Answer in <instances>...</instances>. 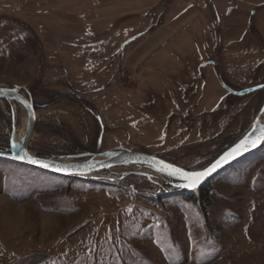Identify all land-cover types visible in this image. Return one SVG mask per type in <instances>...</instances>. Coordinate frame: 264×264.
Instances as JSON below:
<instances>
[{
  "label": "rangeland",
  "instance_id": "374dc122",
  "mask_svg": "<svg viewBox=\"0 0 264 264\" xmlns=\"http://www.w3.org/2000/svg\"><path fill=\"white\" fill-rule=\"evenodd\" d=\"M109 1L0 0V85L34 99L31 153L131 149L205 167L264 103V87L224 85L264 84V0H163L153 15H110ZM158 21L173 35L148 57ZM25 119L0 99V150ZM134 169L67 177L0 157V264H264V145L201 194L123 176Z\"/></svg>",
  "mask_w": 264,
  "mask_h": 264
},
{
  "label": "water",
  "instance_id": "95a60500",
  "mask_svg": "<svg viewBox=\"0 0 264 264\" xmlns=\"http://www.w3.org/2000/svg\"><path fill=\"white\" fill-rule=\"evenodd\" d=\"M224 85L231 93L235 95H245L248 93L251 94V92L263 88L262 83L256 84L254 86L250 85V87L241 90H235L229 86H226V84ZM23 89L27 90L25 86L18 84H14L13 86L0 85V90H2L0 91V99H5L6 101H15L23 106L26 111V123L24 128L21 129L22 131L19 139L17 138L18 129L16 126H13L10 134L9 145L5 149L0 150V157L67 177L85 178L86 176L96 172L111 170L115 167L126 168L134 165L143 166L146 170H128L123 173V176L133 174L152 179L153 177L159 175L165 178L176 180V182L173 184L182 190L194 191L205 186V184H207L212 178H214L228 166L237 162L239 159L241 160V158L258 150L264 145L263 103L255 119L252 121V125L243 134V136L231 146H229L226 150H224L217 158L212 160L211 163L199 169H187L156 154L140 152L131 149H108L99 152L68 154L60 157H42L34 155L30 151V144L37 124V110L32 95L30 93L28 95L24 94L22 92ZM13 143L17 145L16 148L12 147ZM238 145H241L242 147L237 149ZM233 149H237L238 154L234 158L230 159L227 163H224L221 167H218L211 175L204 178L195 189L182 187V185L187 181L181 178L179 174H169L171 169L164 168V165H171L172 168H179L184 172H202L206 168H210L213 164L219 161L221 157H223L226 153L231 152ZM30 159L39 161V163H31ZM42 164H47L48 167H43L41 166Z\"/></svg>",
  "mask_w": 264,
  "mask_h": 264
},
{
  "label": "crops",
  "instance_id": "0c3cea01",
  "mask_svg": "<svg viewBox=\"0 0 264 264\" xmlns=\"http://www.w3.org/2000/svg\"><path fill=\"white\" fill-rule=\"evenodd\" d=\"M161 1L163 0H110L108 2L109 7L105 9V11H109L110 15H123L130 13L133 14L134 12L136 13V11H140L142 8H147L149 11H151V14H155V7L159 5ZM98 9L101 10V7H98ZM161 25H163L161 22H156V24L149 26V31L146 33V37H150V39L152 38L154 43L158 42L155 46L153 45V48L148 53V57H151L153 54H155L156 50L158 51L163 47L161 46L163 43L161 45L159 44L160 41L166 42L170 40L169 38L164 39L162 37L164 34L166 36L170 34L173 35L171 31H165L162 33L160 29Z\"/></svg>",
  "mask_w": 264,
  "mask_h": 264
},
{
  "label": "snow or ice",
  "instance_id": "6c2138e0",
  "mask_svg": "<svg viewBox=\"0 0 264 264\" xmlns=\"http://www.w3.org/2000/svg\"><path fill=\"white\" fill-rule=\"evenodd\" d=\"M264 87V85H262ZM2 91V90H0ZM255 146V145H253ZM13 148H16L17 145L15 143L12 144ZM242 146L238 145L237 149H240ZM237 149H233L231 152L226 153L219 161H217L215 164H213L210 168H206L202 172H184L183 170L179 168H172L171 165H164V168L171 169V172L169 174H179L181 178L185 179L187 182L182 185V187L192 188L195 189L198 184L207 176L211 175L218 167H221L224 163H227L230 159L234 158L238 153ZM246 150V149H244ZM31 163H39V161L31 160ZM43 167H48L47 164H42ZM163 170V169H161Z\"/></svg>",
  "mask_w": 264,
  "mask_h": 264
},
{
  "label": "trees",
  "instance_id": "16d2710c",
  "mask_svg": "<svg viewBox=\"0 0 264 264\" xmlns=\"http://www.w3.org/2000/svg\"><path fill=\"white\" fill-rule=\"evenodd\" d=\"M259 90H262V89H259ZM258 91V90H257ZM230 146H231V144H230ZM209 183H207V184H205V186H203V187H201V188H199V189H197L198 190V192H199V194H201L202 192H204V191H207L208 189H209ZM199 201V203H204V201H202V199L200 200H198ZM0 259H2V257H1V255H0ZM30 260V259H29ZM29 260H27V261H29Z\"/></svg>",
  "mask_w": 264,
  "mask_h": 264
},
{
  "label": "bare ground",
  "instance_id": "6f19581e",
  "mask_svg": "<svg viewBox=\"0 0 264 264\" xmlns=\"http://www.w3.org/2000/svg\"><path fill=\"white\" fill-rule=\"evenodd\" d=\"M264 118V117H263ZM25 123H26V119H25ZM21 129H18L17 130V138L19 139V137H20V135H21ZM260 149V148H259ZM244 158V157H243ZM239 161V160H238ZM144 170H146V169H144ZM18 223H20V222H18Z\"/></svg>",
  "mask_w": 264,
  "mask_h": 264
},
{
  "label": "flooded vegetation",
  "instance_id": "af4514ba",
  "mask_svg": "<svg viewBox=\"0 0 264 264\" xmlns=\"http://www.w3.org/2000/svg\"><path fill=\"white\" fill-rule=\"evenodd\" d=\"M187 191V190H186Z\"/></svg>",
  "mask_w": 264,
  "mask_h": 264
}]
</instances>
